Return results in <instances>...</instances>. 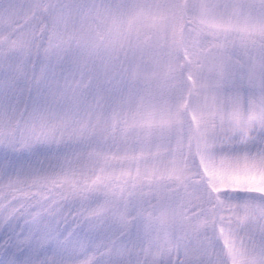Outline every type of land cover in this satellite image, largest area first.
<instances>
[{"label":"clouds","instance_id":"1","mask_svg":"<svg viewBox=\"0 0 264 264\" xmlns=\"http://www.w3.org/2000/svg\"><path fill=\"white\" fill-rule=\"evenodd\" d=\"M16 224L28 264H264V0H0Z\"/></svg>","mask_w":264,"mask_h":264},{"label":"rangeland","instance_id":"2","mask_svg":"<svg viewBox=\"0 0 264 264\" xmlns=\"http://www.w3.org/2000/svg\"><path fill=\"white\" fill-rule=\"evenodd\" d=\"M25 233V227L20 224L0 232V264H28L32 257L40 254V247L27 248L22 245ZM49 243H52L50 239Z\"/></svg>","mask_w":264,"mask_h":264},{"label":"snow or ice","instance_id":"3","mask_svg":"<svg viewBox=\"0 0 264 264\" xmlns=\"http://www.w3.org/2000/svg\"><path fill=\"white\" fill-rule=\"evenodd\" d=\"M39 243V242H38Z\"/></svg>","mask_w":264,"mask_h":264}]
</instances>
